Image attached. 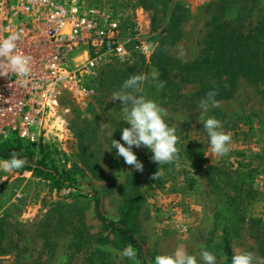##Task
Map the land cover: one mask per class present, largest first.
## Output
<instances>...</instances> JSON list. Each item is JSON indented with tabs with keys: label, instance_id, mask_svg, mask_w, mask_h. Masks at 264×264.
<instances>
[{
	"label": "rangeland",
	"instance_id": "374dc122",
	"mask_svg": "<svg viewBox=\"0 0 264 264\" xmlns=\"http://www.w3.org/2000/svg\"><path fill=\"white\" fill-rule=\"evenodd\" d=\"M58 1L105 8L119 19L126 33L140 26L142 33L154 41L155 49L159 42L156 29L166 24L169 4L167 0ZM177 1V13L183 18L177 28L171 26L166 46L172 58L192 61L200 53L206 24L219 0ZM262 13L264 0L252 11V20L257 21ZM145 24L148 29L143 27ZM153 53L148 58L132 53L100 64L94 73L81 77V86L93 91L89 94L78 93L71 84L62 87L50 126L37 141L41 144L35 156L50 151L59 168L76 170V181L72 187L56 189L52 180L32 171L20 174L14 170L0 195V264H136L133 258L121 255L123 249L97 241L98 221L92 203L84 202L83 197L98 190L104 212L117 217L122 203L120 184L131 171L139 180L138 235L149 261L181 247L200 264L201 249L211 251L207 240L221 238L216 211L223 194L228 193L245 218L232 230L234 251L251 252L253 264H264V98L253 83L240 78L231 98L218 99V108L209 107L202 113L204 118L220 120L222 130L231 136L230 151L224 156L215 155L198 122L201 97L195 92L199 84L183 82L176 76V89L166 87L167 95H161L163 88H156L157 81L151 75L159 74ZM131 75L145 77L140 94L164 108L166 123L176 129L174 164L160 169L157 179L152 178V165L158 163L151 161L147 148L133 147L143 163L142 172L116 157L115 149L107 150V131L115 130L112 139L120 140L121 129L128 127L120 120L121 101L112 100V94L120 91ZM187 145L201 149V160L194 153L190 158L186 156L182 150ZM208 165L220 171L208 173ZM213 175L222 190L211 182ZM73 241L79 244L70 245ZM211 252L216 255V264H224L220 250Z\"/></svg>",
	"mask_w": 264,
	"mask_h": 264
},
{
	"label": "trees",
	"instance_id": "16d2710c",
	"mask_svg": "<svg viewBox=\"0 0 264 264\" xmlns=\"http://www.w3.org/2000/svg\"><path fill=\"white\" fill-rule=\"evenodd\" d=\"M260 2L261 0H219L206 24L207 31L202 39L199 55L192 61L181 62L168 53L165 38L173 30V26L178 27L183 15L177 13L179 7L177 0H167L166 3L170 4L166 13L167 22L162 28L156 29L159 42L153 53L154 66L159 72L160 79L164 81L160 94L167 95V91L164 90L166 87L175 90L178 83H175L174 77L179 76L183 82L198 83L199 88L195 93L201 98L205 97L208 91L214 90L217 92L216 100L229 99L233 96L238 80L246 78L264 98V13L259 15L257 21L251 18L252 11ZM14 135L3 140L0 157L8 159L12 153L23 157L26 160L25 166L15 171L20 174L32 171L42 179L52 180L56 189L73 186L76 181V170L59 168L50 157V151L41 152L40 157L35 156V151L41 143L27 141ZM182 151H185L189 158L194 153L199 160L203 154L201 149L191 145H187ZM173 164L174 161L160 166L152 165L154 175L160 169L166 170ZM207 170L208 173L220 171L214 165H208ZM214 178V175L210 177L211 182L222 190L219 179ZM120 189L122 203L117 217H111L104 212L98 190L95 189L91 194L83 196L84 202L92 203L93 214L98 221L96 239L100 244L110 243L121 249L130 246L135 253L133 260L136 264H153L147 258L144 241L138 235L141 191L135 171L128 174L125 181L120 184ZM223 196V202L216 211V226H221V238L219 241H212L209 238L207 242L211 251L220 250L224 256V264H231V257L236 254L232 245V230H236L237 225L245 218L239 213L235 198L228 193ZM78 244V241H73L70 245ZM99 252L97 249V253Z\"/></svg>",
	"mask_w": 264,
	"mask_h": 264
},
{
	"label": "built area",
	"instance_id": "2783aa9c",
	"mask_svg": "<svg viewBox=\"0 0 264 264\" xmlns=\"http://www.w3.org/2000/svg\"><path fill=\"white\" fill-rule=\"evenodd\" d=\"M16 32L22 33L19 50L32 57V71L23 87L13 72L0 76V141L15 134L37 142L50 126L62 87L71 84L89 94L81 77L100 64L132 53L148 58L155 49L140 26L126 33L107 9L58 0H1L0 39ZM13 172L0 170V195Z\"/></svg>",
	"mask_w": 264,
	"mask_h": 264
},
{
	"label": "clouds",
	"instance_id": "9594fccd",
	"mask_svg": "<svg viewBox=\"0 0 264 264\" xmlns=\"http://www.w3.org/2000/svg\"><path fill=\"white\" fill-rule=\"evenodd\" d=\"M22 33L16 32L0 39V76H5L7 72L16 75L15 83L23 87L27 84L32 71V57L23 54L18 48V41L21 40ZM152 80L157 81L156 88L162 89L164 81L160 79L158 73H152ZM145 77L143 75H131L125 79L120 91L112 94V100L121 101V119L127 123L128 127L121 129L120 140L112 139L115 130H108L107 136L110 141L111 151L115 149V156L122 157L126 165L132 166L136 171H143V163L137 159L133 147L139 149L147 148L151 152V161L159 164L172 163L176 157L177 136L176 129L169 126L164 117L166 110L152 99H147L141 92V84ZM217 92L210 90L201 98L198 107L202 110L198 117V122L202 123L203 130L208 137V145L213 154L224 156L230 151L231 136L222 130L221 121L209 116L204 118L203 112L209 107H219L220 102L215 99ZM123 141L124 143H121ZM26 160L12 153L10 158L0 160V170L7 174L14 170L23 168ZM159 171L152 177L157 179ZM121 255L125 258L135 256L132 248L126 247ZM200 264H216V255L202 248L200 251ZM153 264H198L194 255L188 254L183 248L178 247L171 254L156 255ZM231 264H253V254L242 252L231 257Z\"/></svg>",
	"mask_w": 264,
	"mask_h": 264
},
{
	"label": "crops",
	"instance_id": "0c3cea01",
	"mask_svg": "<svg viewBox=\"0 0 264 264\" xmlns=\"http://www.w3.org/2000/svg\"><path fill=\"white\" fill-rule=\"evenodd\" d=\"M148 26H149L148 24H145L143 27H144L145 29H146V28L148 29Z\"/></svg>",
	"mask_w": 264,
	"mask_h": 264
}]
</instances>
